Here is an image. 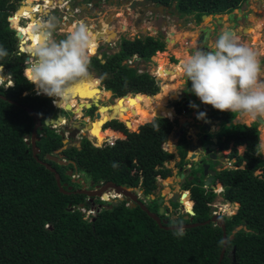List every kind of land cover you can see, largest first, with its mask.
<instances>
[{"label": "trees", "instance_id": "1", "mask_svg": "<svg viewBox=\"0 0 264 264\" xmlns=\"http://www.w3.org/2000/svg\"><path fill=\"white\" fill-rule=\"evenodd\" d=\"M21 1L0 0V46L9 53L6 58L0 59V66L15 74L12 86H0V94L7 98H0V264H216L223 245V230L216 223L186 228L183 236H177L175 229L160 228L138 205L130 207L126 205V200L118 199L109 203L98 197L94 202L105 203L106 206L99 207L90 220L85 219L75 206L88 197L60 192L53 173L33 157L31 146L24 136L31 134L34 123L22 105L34 109L41 119L42 127L37 133L44 134V137L38 144L40 151L37 156L55 168L61 183L72 185V190L79 188V184L71 182V177L66 174L68 169L74 172L75 168L90 180L91 185L108 181L126 187L139 185L144 195L152 194L160 186L159 178L171 175V168L165 162L174 154L167 151L164 144L176 120L152 115L144 119V124L130 131L124 122L110 119L102 126V140L82 138L80 148L69 145L61 151L65 159L75 161V166L47 160V154H54L63 145L58 131L43 123L45 118L56 116L58 99L54 100L55 107L53 97L37 93L34 85L26 79L23 53L19 52L17 38L10 31L16 29L22 33L24 23L20 15L31 13L28 5L33 0H27V4L10 15ZM152 1L158 5L173 6L180 16L193 14L197 22L203 14L229 13L245 2ZM119 46V50L111 55L91 57L90 68L99 75L101 88L113 97L128 93L150 96L159 91V82L155 77L147 71L138 72L123 61L137 54L146 63L157 51H164L165 42L145 36L122 39ZM177 59V64L167 66L165 57H156L157 66L154 69H162L172 75L181 63V59ZM5 78L9 79L8 76ZM92 86L99 88L98 82ZM79 87L86 91L89 88L86 84ZM106 91H102L103 94L107 95ZM70 104L74 111H81L73 102ZM220 113L223 121L228 122L222 146L226 148L232 142L230 157L234 160L233 166L219 170L215 179L222 184L219 193L222 199L237 202L238 207L230 216L223 215L228 239L219 264H264V155L257 152L259 139L264 141V125L260 122L258 133L252 125L233 124L231 119L235 113ZM91 141L96 145L110 141L112 145L95 146ZM238 145L245 146L243 153L237 152ZM185 154L184 149L181 157ZM182 189L190 191L194 212L192 222L210 218L213 212L211 203L217 196L214 189L191 182ZM157 200L158 197L148 201L150 211L157 212ZM69 203L72 209L67 208ZM178 207L179 213H185L191 209V202L187 198ZM161 217L168 220L167 224L188 223L184 214H178L173 220L164 214ZM239 225L244 228L229 239Z\"/></svg>", "mask_w": 264, "mask_h": 264}, {"label": "flooded vegetation", "instance_id": "2", "mask_svg": "<svg viewBox=\"0 0 264 264\" xmlns=\"http://www.w3.org/2000/svg\"><path fill=\"white\" fill-rule=\"evenodd\" d=\"M47 1H51L52 4L48 6ZM132 1H134V0H87V2H86V0H62V4H61V3H59V0H33L31 2V5L32 6L35 5L36 7L37 6L42 7V12L35 10L36 7L34 9L35 11H33V13L35 14L36 20H39L41 24L48 23L49 19L53 18V17L56 20H58V24L56 25V27H58V30L56 31L54 29V31H53L54 38H57L60 36L59 34H62L60 31H63L67 27L66 26L67 24L77 23L79 25L80 23H83V24L87 25L89 30L93 33V36L94 35L96 36V38H94V41L96 43V47H95L94 53L91 54V57H93V56H101L102 54L103 55L105 54L106 56L111 55V54L115 53L116 49L119 50V47H120L119 44L122 41V39L133 40L136 37H140L138 35L139 32L133 33V36L131 38L126 37V35L124 33H122L121 31H118L116 28H113L111 26L112 24H110V23H112V22L114 23V20L117 21L116 18L118 16H121V15H123L124 17H126V15L131 16L132 25L135 27V29L140 30V26L142 25L143 21L146 19V16H149L151 19H152V17L154 18V16H155V20H157V15L160 14L159 29L156 31V33L160 34L161 36L155 37V38H158L160 40H164L166 38V36H165L166 31L164 30V28L166 26L163 27V26H161V24L163 22L167 23L165 18L166 17L169 18L172 15L173 6L169 7V6L165 5L168 8L163 9L162 13H151V12H149V10H147V6H136L135 8H130V3ZM64 2H66V3H64ZM25 4H27V0H22L20 2V4L17 6V8L10 15L14 14L18 8H20L21 6H23ZM106 6H109V7L116 6V7H118L119 10H122V12L120 13L117 11H112L110 9L109 11L104 13V15L101 17V19L96 18L95 21L94 22L92 21L93 23H91L90 22L91 19L95 18L96 14H99V13L101 14L102 10ZM235 9H240V8H235ZM234 10H232V11H234ZM231 12H229V13L231 14ZM59 13H60V15H59ZM229 13H225V14H229ZM221 15H223V14H221ZM256 15H257V13H256ZM85 16H87V17H85ZM211 16H212L211 17L212 35H216V29H217L218 23L214 22V19L218 15H211ZM258 16H259V14H258ZM109 17H110V22H109V24H106V26H107V28L111 27L112 30L105 31L103 24L105 25L104 21H105V19H107ZM253 17H256V16H253ZM20 18L24 19L26 22L29 20L28 16L26 17L23 15H20ZM221 19H223V17H221ZM246 19H247V17H246ZM201 20H202V17H201ZM200 21H198V22H200ZM99 22L101 23L102 26L101 25L99 26ZM120 26L122 27L121 24H120ZM235 26L236 25L232 26L231 28H235ZM241 28L242 29H240V30L242 31L245 29V26L241 27ZM246 30L252 33L251 36L258 35L257 32L253 29H246ZM10 31L14 32V34L17 38V41H18V50L20 53H23V71L25 72L24 61H25V56L27 55L28 52L25 49H21L20 46H22V45L26 46L27 44H30L31 41L28 39L27 35H24V33H20L22 35V38H24V40H25L23 42L22 38H20L18 35L19 31H16V29L10 30ZM124 31H126V29L123 30V32ZM146 31H147V29H146ZM224 31H227V30L225 29ZM235 32H236L235 34L239 33V29H235ZM68 33H69V31H68ZM54 34H56V35H54ZM219 35H220V33L215 37V39H217V37ZM111 36H114L115 38L109 39V37H111ZM201 36H203V38H206V35H200L199 36L200 39H201ZM248 37L251 38L250 36H248ZM200 39L196 41L194 50L191 48L192 51L195 52L198 49L199 50H205V51H211L214 49V48L210 49L206 44H202V41L200 43H198V41H200ZM109 49L111 51H108ZM98 52H99V55L97 54ZM173 56L171 55V62L173 64H177L178 60L175 59L176 57L174 58ZM172 59H174L175 61H172ZM123 63H126V62L123 61ZM156 66L154 65V68ZM154 68L151 69L150 72H152L155 75V77H159V80L157 81V82H159L163 78L161 76H159V73ZM11 72L14 73L13 71H11ZM177 73L178 74L182 73L181 65L177 66V69L173 74L175 75ZM165 75H166V78H168V79L174 78V80H172V81H175L177 79V77L175 78L174 75H173L174 77L169 75V74H165ZM180 78L183 79L182 84H184V88L181 89V92L178 94V97L176 99L169 101L170 105H168V107H166L165 105L162 107V111L167 114V117H169V118L175 117L174 120H176V124L174 125V128H173L174 129V135H175V138H174L175 141H174V143H172V145H170L173 147L174 157L172 159L168 160L167 162H165V165H166V163H169L171 160H173V162H172L173 168L176 169L175 177L178 178V181H176L177 182L176 184L178 185V189H177V191H171L170 192L171 197H169V199H167L166 201H163L164 199L162 200V202L164 204V207H163L164 213L163 214L167 215L169 217V219H171V220H173L174 216L178 215V213L173 211V206L176 204L171 206V203H173L171 198H172L174 193L178 194V196H177V202H179L178 204H183V203H181L183 200V198L181 197V192L186 191L187 197L190 199V191L188 189L183 190L182 187L185 186L187 183H190V182H191V184H194L193 176H195V178H198V180H195V182L198 181L199 184H202V186L204 188H212L215 190V187H218L220 185V189H221L222 184L218 179H215L216 174L219 170L229 167V165L233 166V164H232L233 161L231 163L230 160H234V158L230 157V153H231L232 146H233L232 142H229L228 147H226V148H223V146H222V142L224 141L225 135H226V133H225L226 128H225V130L220 131V127H221L222 121H223V118L220 117L221 116L220 111H216L210 105H204L203 103H201V101L198 99V97H196L195 101L199 103V106H193V108H191L192 107V106H190L191 104L188 101H186L187 95L184 92L185 86L187 84L189 86H191V82L190 81L186 82V77L183 74ZM99 79H100V77H99ZM14 82H11L10 86L13 85ZM161 84H163V82L162 83L159 82V86ZM99 88H101V84L99 85ZM78 89H80L81 92L83 91L82 94H84L86 92L89 95L91 94V92L86 91L83 88L79 87L76 90L79 91ZM101 89H103V88H101ZM154 94H151L149 97L153 98ZM98 95H99V98L92 97L91 99H87V100L77 99V102H76V99H74V100H72V102L74 104H76L77 106L79 103H89V104L95 103L97 106H101L100 104H98L99 99H102L105 96H103L101 94H98ZM111 96H112V94H111ZM189 96H190V94H189ZM128 97L139 98L141 96L137 95V94L128 95L127 97H123L124 101L126 99H128ZM106 98H110V93L107 92ZM115 98H117V97H115ZM53 100H54V97H53ZM115 101L120 102L117 99H115L113 103H115ZM113 103H111V104H113ZM180 104H181V106H180L181 109H180V112H178L177 108L179 107ZM83 107H85V106H83ZM56 108H57V111H56V116L54 118H57V113L60 110L62 111V109H63V108L60 109L59 107H56ZM96 109H97L96 112L98 113V108H96V106L94 104H92L90 109H87V111L92 112V114H95L93 119H89L88 117L86 118V116H85L86 111L82 112V115L80 117L83 116L82 120L85 119L87 121V124L85 126H87L89 123L94 122L97 119V117H96L97 114L95 112ZM69 111L72 112V111H74V109L69 110ZM135 111H136L135 109H132L131 114H134ZM162 111H158V112L160 113ZM110 112H111V109H110ZM173 112L175 113V115ZM61 113L63 114V117H65V113H63V111ZM200 113H204L205 115L202 118H198ZM154 115L155 114L153 113V116ZM180 117H185L184 120H186L182 124L180 121ZM50 118H52V117H50ZM146 118H144V119H146ZM110 119H117L119 121L124 122L125 125L127 122H129L131 124V127L129 128L126 125L129 130H133L137 126V125H135V126L133 125L134 122H132L128 119H125L124 117H119L118 114H112V116H110L108 119H104L103 124L105 122L109 121ZM144 119H143V121H144ZM143 121H141V123H139V124H142ZM231 122H232V119H231ZM61 124H64V123H61ZM78 124L83 125L81 123H78ZM103 124H102V126H103ZM233 124H236V123H233ZM227 125H228V122L223 121V126H227ZM63 126L65 129L64 132L70 134L71 131H69V132L66 131L67 126L66 125H63ZM102 126H101V129H102ZM41 127L39 129H41ZM52 128H54V127H52ZM58 133L60 134V131H58ZM82 137L83 136H81V139H82ZM69 138H72V137H69ZM91 140L100 141L96 137H92ZM80 141L78 142L79 144H80ZM67 144H68V146L70 145V143H68V142H67ZM73 145L75 146V144H73ZM239 146H242V145L236 146V150ZM184 149L186 150V154L184 157H181V151H183ZM227 149H229L228 153H226ZM244 150H245V147L243 148L242 153L244 152ZM237 152H238V150H237ZM62 158L65 159L63 155H62ZM227 164H229V165L227 166ZM68 170H71V169H68ZM204 171L206 174H204ZM72 172H73V170H72ZM74 172H77V171H75V168H74ZM181 172H184L183 180L180 179V177H179ZM80 179H82V178H80ZM83 179L85 180V178H83ZM208 181H209V184L205 185V183ZM180 183H182V184L180 185ZM95 185L96 184L91 185V182H90V187L88 186V188L92 189L95 187ZM160 186H161V183H160ZM79 187H81V184H79ZM110 191H112V190L108 189L106 191V193L108 196L112 197ZM187 197H186V199H187ZM95 198H96V196L91 197V198H87L86 204L93 205V207L95 205L96 206H101V205L105 206L104 204L94 202ZM153 199H155V197L150 199V200L149 199L146 200V203H148V201H151ZM183 202L185 203L186 200L184 199ZM212 203H211V208H213ZM159 207L157 209V212L159 210ZM184 216H188V215H184ZM161 218L165 219L163 217H161ZM189 218L190 217L188 216V218H187L188 222H189ZM184 219H185V217H184ZM165 220H167V219H165Z\"/></svg>", "mask_w": 264, "mask_h": 264}, {"label": "clouds", "instance_id": "3", "mask_svg": "<svg viewBox=\"0 0 264 264\" xmlns=\"http://www.w3.org/2000/svg\"><path fill=\"white\" fill-rule=\"evenodd\" d=\"M54 21V17L50 18L48 23L40 24L33 29L36 41L27 49L30 59L26 68V79L36 87L39 93L49 97H58L61 101L70 98L76 86L92 80L89 68L91 54L95 45L94 36L88 26L83 23L74 27L64 39L57 41L53 36ZM8 55V51L0 46V59L6 58ZM128 59L124 61L126 62ZM141 63L146 64L147 62H143L139 56L133 66H129L126 62L128 67L136 68L137 71L140 69L147 71L146 68L140 66ZM181 71L186 77V82H191V92L204 105H210L213 109L220 112L238 113L240 116L253 120L257 119V117L264 118V80L260 79L261 66L257 53L241 43L234 34L228 31L221 32L215 40L214 50H196L183 60ZM147 72L155 77L153 73ZM155 79L159 80L157 77ZM204 115V113H200L198 118H202ZM174 118L169 119L174 120ZM38 136L41 139L44 134H38ZM91 142L94 144L93 141ZM104 144L112 145L110 141H104ZM221 191L222 188L218 193ZM104 194L107 195L106 192ZM97 197L104 202L110 203L114 201L113 198L116 196L112 195L110 197L107 195L106 199H102V195ZM86 202L87 198L84 202L78 203L75 208L84 215L85 219L90 220L99 207L103 205L94 208L93 205L86 204ZM227 203L230 204L232 202ZM126 205L131 207L129 201H127ZM159 206H162V204ZM215 210L213 209L212 214L217 213ZM178 214L185 215L188 214V211ZM175 234L177 236L185 234L182 225H177Z\"/></svg>", "mask_w": 264, "mask_h": 264}, {"label": "rangeland", "instance_id": "4", "mask_svg": "<svg viewBox=\"0 0 264 264\" xmlns=\"http://www.w3.org/2000/svg\"><path fill=\"white\" fill-rule=\"evenodd\" d=\"M86 2H87V0H86ZM47 5L49 6V3H47ZM28 6L31 7V13L30 14H32V16L30 14L24 15L26 17L28 16L29 20L23 24L22 33H24V35H29L28 39L32 43L33 41L36 40V35H35L33 29L41 24L39 20H36L35 14L33 13V11L37 10L39 12H42V7H40V6L36 7L35 5L34 6L28 5ZM35 7H36V9H35ZM239 8L240 9H235L234 11H232L231 14L229 13L230 15L224 13L223 15H220V16L218 14V16L215 17L214 22L218 23V26L216 29V35H212V25H211L212 24L211 23L212 22V20H211L212 16L211 15H208V17H206L205 19H202L200 22H197L193 14L180 16L176 13V11L173 8L172 15L169 18L168 17L165 18L167 23L163 22L161 24V26H163V27L166 26L164 28V30L166 31L165 36L168 37L169 39H172V40L174 39L173 42H171V41L165 42L164 41L165 42V51H160V52L155 53L156 55L154 54L146 64L141 63L140 66L146 68L147 71L150 72L151 69L154 68V65L155 66L157 65L156 57H158V58L165 57L166 64H167V66H169L170 64H173L171 62V55L172 56L174 55L173 57L174 58L176 57L175 59H177V58L181 59L180 60L181 63L178 65V66H180V65H182V62L185 58H187L190 54L194 53V51H192V49L194 50L196 41L200 39L199 38L200 35H206V38H203L200 40L202 41V44H206L210 49H212V48H214V44H215V40H216L215 37L219 33L223 32L226 29L230 33L232 32V34H234L235 37L241 43L250 47L253 51H255L257 53V56H258V59L260 62V66H261L260 79L264 80V0H245V2ZM110 9L112 11H117L120 13L122 12V10H119L118 7H116V6H112V7L106 6L102 10L101 14L100 13L96 14L95 18L92 17L93 19L90 18L91 19L90 22L93 23L96 18L101 19V17L104 15V13L109 11ZM256 13H257V15H256ZM258 14H260V16H258ZM59 15H60V13H59ZM253 16H256V19L253 21H250L253 18ZM85 17H87V16H85ZM221 17H223V19H221ZM246 17H247V19H246ZM159 18H160V14L157 15V20H155V16H154V18L152 17V19L149 16H146V19L143 21L142 25L140 26V30H137V29H135V27L131 23V16L126 15V17H124L123 15H121V16H118L116 18L117 21L114 20V23L113 22L111 23L112 24L111 26L113 28H116L118 31H121L122 33H124L126 35V37H130V38L133 36V33H135V32H139L138 35L140 37H145V36L160 37L161 35L156 33V31L159 29V23H160ZM38 21L40 24L38 23ZM54 22H55V30L57 31L58 27H56V25L58 24V20L55 19ZM120 24L122 25V27L120 26ZM77 25H78L77 23L67 24L66 25L67 27L63 31H60L62 34H59L60 36L55 38V39L57 41L64 39L67 36L68 31L71 32L74 29V27H76ZM105 25L103 24V26H105ZM234 25H236L235 28H231ZM142 26H143V28H142ZM244 26H245V30L246 29H253L257 32L258 35L256 37L254 36L255 39H253L254 40L253 42H257V44L251 43V38L248 37V36L252 35L251 32H249L247 30L244 32H241L240 29H242L241 27H244ZM125 29H126V31L123 32V30H125ZM146 29H147V31H146ZM235 29H239V33L235 34L237 32V31L235 32ZM54 35H56V34H54ZM92 35H93V33H92ZM94 38H96L95 35H94ZM112 38H115V37L112 36ZM22 40L25 41L24 38H22ZM31 43L27 44V46L22 45V49L27 50V48L30 47ZM94 45L96 47L95 41H94ZM95 47H94V50H95ZM94 50H93L92 54L94 53ZM108 51H111V50L109 49ZM117 51H118V49H116L115 52H117ZM166 52H167V55H165ZM161 53L164 56L160 55ZM97 54L99 55V52ZM89 71L92 75V80L90 82H87L84 84L91 86V85H93L94 82H97L96 80H94V78H99V75H97L96 72L92 68H89ZM158 73H159V75L164 74L162 69L159 70ZM182 74L183 73H179V74L177 73L175 75L172 74L171 76L174 75L175 78L177 77V79L175 81H172V80H174V78H172V80H169L168 78L161 79V81H159V82H161V83L163 82V84L160 85V90L154 94L156 96V98H154V97L150 98L149 96H141L139 98H135L133 105H130L129 99L128 100L126 99L125 101H120V102L115 101V103H113L116 98L112 97L111 94H110V98H106L107 95L103 94V92L98 93V94L105 96L102 99H99L98 104H100L101 106H106V107L102 108L100 112L97 113L96 117H97L98 121L108 119L110 116H112V114H118L119 117H124L125 119H128V120L134 122V124H133L134 126L138 125L139 123H141V121H143L144 118L152 116L153 113H155L156 111H162V107L164 105L166 107H168V105H170L169 101L176 99L178 97V94L181 92V89L184 88V84H182L183 79L180 78L182 76ZM5 76H7V75L4 73V70L0 69V86L1 87L2 86L3 87L9 86L10 83L12 82L9 76H8V78L10 80H8L6 78V81H5ZM166 88H167V92H163ZM34 89L37 91V93H39L35 86H34ZM184 92L187 95L186 101H188L191 105L199 106V103L195 101L196 96L191 92V86H189L187 84L185 86ZM91 94H94V93H91ZM131 94L133 95L134 93H131ZM189 94H190V96H189ZM57 99H58V106L60 109L65 107L66 102H68V103L72 102V100H70V99H69L70 101H66V100L60 101V99L58 97H57ZM76 102H77V99H76ZM111 103H113V104H111ZM75 107L79 108L77 105ZM96 108H98V106H96ZM191 108H193V106ZM110 109H111V112H110ZM132 109L136 110L134 114H131ZM62 111H63V113H65V117H64L65 119L63 122L64 124L54 126V128L57 131H64L65 129H64L63 125H66L69 129H72L76 123H81V124H83V126H85L87 124V121L85 119L82 120V117H80V115H82V111L70 112L69 110L66 111L64 109H62ZM96 111H97V109L95 110V112ZM216 111H218V110H216ZM85 116H86V118L88 117L89 119H93L95 114H92V112H89L86 110ZM234 116L235 117L232 119L233 123L252 125L256 128V131L258 133H260L258 131L257 127L261 126V124L257 119H259L260 121H262L264 123V118L257 117V119L251 121L250 118L240 116L238 113H235ZM184 119H185V117H180L181 124L184 121H186ZM89 124H90L89 128L88 127H87L88 129L85 128V129H87L85 131L87 132V134H89V137H87L85 134L84 136L82 135L83 136L82 138H87V139L91 140L90 137H92L96 134V129L95 130L93 129V128H95V126H92L94 123H89ZM140 125H142V124H140ZM225 128H228V125L223 126V121H222L220 131L225 130ZM92 129H93V131H92ZM138 130H139V128L136 131H138ZM85 131H83V132H85ZM130 131H134V130H130ZM66 135H67V133H66ZM257 137H258V135H257ZM123 138H125V135L123 136ZM123 138H121V139H123ZM174 138H175V135H174V129H173L171 131V133L169 134L166 143L164 144V148L167 149V151L172 152V153H173V147L170 145H172V143H174V141H175ZM80 140H81V136L78 133L76 135V137L69 138L68 143L77 144ZM102 145H103V143H102ZM243 148H244V146H239L237 148L238 152L242 153ZM228 152H229V149L226 150V153H228ZM257 152L264 155V141H262L260 139H259V145L257 148ZM232 161L233 160H230L231 163H232ZM172 162H173V160H171L169 163H166L167 167L171 168V175L166 177L165 179H162V180L160 179L161 181L160 180L159 181L161 183V186H159L152 194L144 195L142 193V190H141L139 185L132 188L133 192L135 194L139 195V197L143 198L144 201H146L148 199L150 200L154 197L155 198L156 197H163V199H164L163 201H166L167 199H169V197H171L170 192L171 191H177V189H178V185L176 184L177 183L176 181H178V178L175 177L176 169L173 168ZM228 165L229 164H227V166ZM231 166L232 165H229V167H231ZM256 173H258V171ZM138 175L140 176L139 173H138ZM72 178L74 180L82 178L81 181H85L83 179L84 178L83 175L81 173H78V172H74V173L72 172ZM193 178H194L193 179L194 184L198 185L199 182L198 181L195 182V180H198V178H195V176H193ZM85 182H86L85 183L86 189H90V188H88V186L90 187V180L88 178H86ZM219 189H220V185L218 187H215V192L217 193V196L212 203L213 209H216L215 211H217V213L224 214L226 216H230L231 214H233L236 211L238 205L236 204L235 206H232L231 204L225 202L222 199L221 195L218 193ZM110 192L112 193V195L115 196L113 191H110ZM116 195L118 196L119 194H116ZM102 199H106V196L102 195ZM178 203L179 202L171 203V206H173V204H178ZM95 207H96V205L94 206V208ZM162 207H164L163 202H162ZM90 215H92V214H90Z\"/></svg>", "mask_w": 264, "mask_h": 264}, {"label": "water", "instance_id": "5", "mask_svg": "<svg viewBox=\"0 0 264 264\" xmlns=\"http://www.w3.org/2000/svg\"><path fill=\"white\" fill-rule=\"evenodd\" d=\"M59 3L62 4V0H59ZM172 5H174V3ZM136 6H147V10H149V12H151V13H162L163 12V9H167L168 8L165 5H158L156 2H154L152 0H134V1H132L130 3V8H135ZM259 16H260V14H259ZM206 17H208L206 14H203L202 15V19H205ZM255 19H256V17H253L250 21H253ZM109 22H110V18H107L104 21L105 24H109ZM100 25H101V23L99 22V26ZM244 31H245V29L243 31H241V32H244ZM18 35H19L20 38H22V35L20 33H18ZM201 39H203V36H201ZM165 41L166 42L172 41V39L170 40L168 37H166L165 38ZM200 42H201V40L198 41V43H200ZM29 59L30 58H29L28 53H27V55L25 56V61H24V68H25V72L24 73H25V75H27L26 68L28 66ZM0 69H3V70L6 71V69L3 68V66L0 67ZM165 73H168V71H165ZM12 75L15 77V74L14 73H12ZM157 78L159 79V77H157ZM94 80H96L98 82V84L100 85V79L99 78H94ZM134 94H136V93H134ZM43 95L45 96V94H43ZM128 95H132V94L128 93V94H125V95L120 96V97H117V98L127 97ZM0 98L7 99L5 96H3L1 94H0ZM54 100H57V97H54ZM8 101L13 102V103H16L13 100H8ZM53 104L55 105V103H53ZM92 104H94L95 106H97L95 103H91L89 105V107H83L81 109V111L82 112H85L87 109H90L91 106H92ZM22 107L32 116V120H33V123H34L33 128H32V131H31V134L24 136L25 141H26L27 144H30L31 151H32V155L37 160V162H39L40 164L44 165L47 169H49L53 173L54 178H55L56 185H57V187H58V189H59L60 192H62L64 194L79 193V194H84L87 197L91 198V197H94V196L97 197V196H100V195H103V196H106L107 197V195L104 194V193L108 189H111L114 193L119 194L117 197H114L113 200H115V199H118V200L125 199L126 201H129L130 202L131 207H135L136 205H138L142 210H144L147 213V215L149 217H151L158 224V226L160 228H163V229H175L176 230V227H177L176 224H167V222H168L167 220L160 218V215L164 213V208L162 206L159 207V210H158L157 213L150 211L148 209V207H147L146 202L142 198L138 197L137 194H135L134 192H132L133 191L132 188H128L125 185H117L114 182L108 181V182H105V183L96 184L93 189H86V184H85L84 181H81L80 178L79 179H75V180L72 178V170H67L66 171V174L69 175V176H71V182L80 183L81 184V187H79L76 190H72V185H67L66 183H61L60 175L55 170V168H53L47 161H43V160L39 159L38 156H37V154L40 151L39 150V147H38V144H39V142L41 140L40 137L37 134V130L42 126L41 119L38 117L36 111L34 109H32L31 107L24 106V105H22ZM55 107H56V105H55ZM96 114H97V112H96ZM174 115H175V113H174ZM59 116L60 115H59V112H58L57 113V118H45L44 121H43L44 125L45 126H49L51 128L54 127V126H56V122H57V119H59ZM152 117L163 118V117H166V116H163V115H154ZM74 126L75 127H73L72 129H69L68 127L66 128V131L67 132L71 131L70 134L67 133V135H66V132L60 131V135L63 138L62 139L63 145L60 148L56 149L54 151V154H47L45 156L47 160H50V161H53V162H57L58 164H61V165H67V164L71 163L72 165L75 166V161H73V160H69L68 161L66 159H63L62 158V154H61V151L64 150V149H66L67 146H68L67 142H68L69 137H76V134H78V133H79L80 136H82V135L84 136L85 135L84 132L81 130L84 127L83 125H80V124L76 123ZM103 126H104V124H103ZM94 144H95V142H94ZM70 145H73V144H70ZM75 146L78 147V148H80V144L79 143L75 144ZM96 146H102V144L101 145H96ZM204 174H206L205 171H204ZM179 177H180V179L183 180L184 172H181V174H180ZM181 184L182 183H180V185ZM207 184H209V181L205 183V185H207ZM186 195H187L186 192H181V197L182 198H185ZM177 196H178L177 193H174L173 194V196L171 198V200H172L173 203L177 202ZM162 200H163L162 197H159L158 198L157 202H158L159 205L162 203ZM185 200H187V199H185ZM188 200L191 202V207H192V205H193L192 200H190V199H188ZM234 203H236L238 205L237 202H233V203H230V204L232 206H234ZM67 208L68 209L71 208L70 203H69V205H68ZM174 211L176 213H179V207H178V205H176L174 207ZM188 214L190 215L189 216L190 217L189 218V222L188 223L178 224V225H182L183 228H184V230L186 228L198 226L200 224H205V223H209V222H214V223H216L217 225H219L222 228V230H223V234H222L223 245H222V248H221V251H220V254H219V260L216 263V264H219V262L221 261L223 255H224V252H225V249H226V244H227V239H228V237L226 236V233H225V224H224V218H223L222 214L214 213V214L211 215L210 218H208L205 221H201V222H192V218H193L192 216L194 215V212H193L192 209H190L188 211ZM184 217H185V219L188 218V216H184ZM241 228H244V226H240V225L237 226L232 231V233L229 235V239H232L233 238V234L236 231L240 230ZM233 260H234V258H233Z\"/></svg>", "mask_w": 264, "mask_h": 264}, {"label": "bare ground", "instance_id": "6", "mask_svg": "<svg viewBox=\"0 0 264 264\" xmlns=\"http://www.w3.org/2000/svg\"><path fill=\"white\" fill-rule=\"evenodd\" d=\"M47 3H49V5H51L52 4V2L51 1H47ZM32 6V5H31ZM31 16H32V14H30ZM15 18L17 19L18 18V16H15ZM110 18V17H109ZM262 18V17H261ZM26 21L23 19V21H22V24L23 23H25ZM68 22V21H67ZM38 23H39V21H38ZM40 24V23H39ZM111 24V23H110ZM144 26V25H143ZM143 26H142V28H143ZM149 27V26H148ZM104 30L105 31H108V30H112L111 29V27L110 28H107V26L105 25L104 26ZM104 31V32H105ZM246 31V30H245ZM254 32V31H253ZM109 33V32H108ZM29 35H27V37H28ZM257 36V35H256ZM255 36V37H256ZM251 37V43H253V44H257V42H253L254 40L253 39H255L254 38V36H250ZM112 38V36L111 37H109V39H111ZM171 40V39H170ZM258 40V39H257ZM36 41V40H35ZM35 41L34 42H32L31 43V45H30V47L35 43ZM24 42V41H23ZM22 42V43H23ZM171 42H173V40L171 41ZM259 42V41H258ZM24 44V43H23ZM21 49H22V46H21ZM164 58V57H163ZM158 72V71H157ZM163 73H164V71H163ZM5 74L7 75V76H9L10 77V79H11V81L12 82H14L15 81V78L14 77H12V72L10 71V70H6L5 71ZM161 74V73H160ZM160 76H163L164 78H166V75H165V73L164 74H161ZM169 80H172V79H169ZM79 86V85H78ZM77 89V86L73 89V92H72V95L70 96V98H68L66 101H70V100H74V99H83V100H87V99H91L92 97H95V98H99V95H98V93H100V92H102V91H106V90H102V89H100V88H98V87H92V85L91 86H89V88H87V90L89 91V92H91V93H94V94H88L87 92L86 93H84V94H82V92H81V90L80 89H78L79 91H77L76 90ZM76 90V91H75ZM163 92H167V88L163 91ZM162 93V92H161ZM153 97L154 98H156V96L155 95H153ZM70 99V100H69ZM128 99L130 100V105H133L134 104V100H135V98L134 97H128ZM158 99V98H157ZM117 100L118 101H124V98L123 97H121V98H117ZM145 101V100H144ZM89 103H79L78 104V107L81 109V108H83V106H85V107H89ZM104 107H106V106H98V112H100L101 111V109L102 108H104ZM64 110H73V106L70 104V103H68V102H66V105H65V107L63 108ZM163 115H165V116H167V114L166 113H164L163 111L161 112ZM155 115H162V114H160L158 111H156L155 113H154ZM59 119H57V122H56V125H60L61 123H63L64 122V119L65 118H63L62 116H63V114L59 111ZM172 117V116H171ZM258 121L259 122H261L262 124H264L262 121H260L259 119H258ZM92 123H94L92 126H95V128H93L94 130L96 129V134L94 135V136H92V137H96L97 139H99V140H101L102 139V134H101V126H102V124H103V120H101V121H98V119H96L94 122H92ZM97 125V126H96ZM99 125V126H98ZM126 125L130 128L131 127V124L129 123V122H127L126 123ZM89 126H90V124H88L87 126H85V127H83L82 128V131H85V130H87L88 128H89ZM88 127V128H87ZM85 128H87V129H85ZM93 129H92V131H93ZM86 132V131H85ZM84 132V134H86V136L87 137H89V134H87V132L85 133ZM92 137H90V138H92ZM90 140V139H89ZM116 194V193H115ZM115 196H117V195H115ZM186 197H187V195H186ZM186 197L185 198H183V200H182V202L181 203H184L183 201H184V199H186ZM229 210V209H228ZM229 213V212H228Z\"/></svg>", "mask_w": 264, "mask_h": 264}, {"label": "built area", "instance_id": "7", "mask_svg": "<svg viewBox=\"0 0 264 264\" xmlns=\"http://www.w3.org/2000/svg\"><path fill=\"white\" fill-rule=\"evenodd\" d=\"M64 3H66V2H64ZM138 59V56L135 54V55H133L130 59H128L126 62H127V64L129 65V66H133L134 65V63H135V61ZM139 72H141L142 70L140 69V70H138Z\"/></svg>", "mask_w": 264, "mask_h": 264}]
</instances>
